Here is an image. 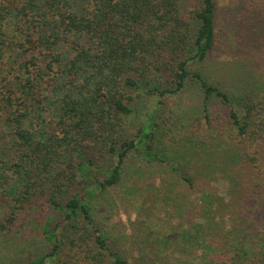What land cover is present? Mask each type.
<instances>
[{"label":"trees","instance_id":"trees-1","mask_svg":"<svg viewBox=\"0 0 264 264\" xmlns=\"http://www.w3.org/2000/svg\"><path fill=\"white\" fill-rule=\"evenodd\" d=\"M218 9V0H0V241L35 246L0 259L264 264V79L246 74L230 87L206 70L222 43ZM191 88L196 109L168 110ZM116 188L142 206L161 201L179 220L175 235L139 217L128 252L111 242L96 203ZM182 223L196 229L192 245Z\"/></svg>","mask_w":264,"mask_h":264},{"label":"rangeland","instance_id":"rangeland-1","mask_svg":"<svg viewBox=\"0 0 264 264\" xmlns=\"http://www.w3.org/2000/svg\"><path fill=\"white\" fill-rule=\"evenodd\" d=\"M218 3L217 29L222 43L220 48L215 51L214 56L210 57L206 63V70L230 87L235 83H238L237 87H244L242 77L246 74L264 79V0L252 7H248L250 6L248 0H218ZM201 101V93L197 89L191 88L184 94L170 97L168 101L170 109L168 110L174 109L175 113H180V117L183 118V110H194ZM175 132V129L172 130V133ZM213 185L222 192L227 181L219 180ZM105 197V206L96 203L99 221L104 227L108 239L113 243L119 239L118 243L125 251H129L131 242L128 235L133 232L135 226L133 222L139 217L145 221L153 220L147 224L154 229L175 235L179 220L170 219L164 205L158 199L152 201L151 204L147 203L142 206L145 198H135L132 194L128 196L122 188L108 189L105 192ZM197 199H201V195L191 196V200L196 201ZM3 209L0 207V217H2ZM196 221L199 222L200 219ZM187 224L182 223V227L178 228V231L190 229L188 235L184 239L182 238L190 244L195 241L196 229L194 230ZM2 237L3 234L0 233V238ZM12 239L9 238V241L11 242ZM10 242L2 244L0 241V256H3L4 253L7 257L10 256V260H13L16 257L23 258L28 253L35 251L33 245L28 248L19 247L16 250L17 246ZM196 246L197 243H194L193 247ZM3 261L0 259V264L8 262V260ZM18 261H14V264H17Z\"/></svg>","mask_w":264,"mask_h":264}]
</instances>
